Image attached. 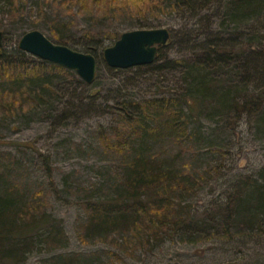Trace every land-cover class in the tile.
<instances>
[{"label": "trees", "instance_id": "trees-1", "mask_svg": "<svg viewBox=\"0 0 264 264\" xmlns=\"http://www.w3.org/2000/svg\"><path fill=\"white\" fill-rule=\"evenodd\" d=\"M213 1L62 0L60 7L77 8L81 17L117 18L125 13L142 30L152 27L139 20L146 21L147 15L166 14L171 9L190 13L194 18ZM9 3L14 8L17 6V0ZM12 15L16 14L12 12ZM224 16L236 24L264 20V0H225ZM168 31V43L158 47L156 59L148 67L160 61L162 50L170 46L172 32ZM209 33L202 38L195 30L185 37V43H193L190 57L165 60L155 67L156 72H181L179 90L172 88L170 95L149 99L130 98L111 107L115 125L100 132L98 140L115 168L109 171L108 179L101 186L94 187L93 192L86 190L80 202L85 219L77 225L76 237L81 244L108 242L125 252H133L176 234L186 237L184 242L191 244L212 239L229 242L237 237L264 234V166L254 177H238L224 200H214L198 216L185 205V198L200 189L203 175L181 160V155L193 151L189 147L192 137L209 139L204 129L191 128L193 121L200 126L202 118L207 117L217 124L214 128L217 130L219 126L232 129L238 121L247 118L257 135L264 138V35L260 36L263 42L253 48L248 43L253 44L259 31L254 32L255 36H248V43L243 42L246 36L240 32ZM120 35L106 32L99 40L85 33L82 53L94 58L99 56L98 68L103 62V41L108 40L111 46ZM51 36L56 45H80L63 40L55 32ZM4 42L3 37L0 120L5 122L26 115L47 96L55 97L52 73L68 71L48 62H29L17 46L7 51ZM255 80L259 87L250 92ZM175 148L177 153L173 154L171 151ZM7 155L10 156L0 153V169L4 171L12 162L8 158L10 162L2 165L5 160L2 157ZM3 179L0 178V260L7 261L6 264H23L25 253L34 242L32 236L41 228L45 230L43 237L47 246L66 245L60 223L45 211L43 191H29L19 182L5 185ZM98 192H103L102 196ZM41 236L37 234V238ZM113 236L120 240H111ZM48 262L107 264L95 254L58 256Z\"/></svg>", "mask_w": 264, "mask_h": 264}, {"label": "rangeland", "instance_id": "rangeland-1", "mask_svg": "<svg viewBox=\"0 0 264 264\" xmlns=\"http://www.w3.org/2000/svg\"><path fill=\"white\" fill-rule=\"evenodd\" d=\"M61 1L17 0L14 8L9 0H0V32L7 51L18 45L23 34L34 30L51 42L55 41L51 32L67 42L73 40L80 45L68 43L67 47L80 53L85 33L101 40L106 32L122 34L138 30L133 25L135 19L125 13L117 18L81 17L77 8L60 7ZM211 4L194 18L190 13L170 9L166 14L147 15L146 21L139 19L142 24H152L150 29L166 28L172 32L170 46L162 50L160 61L153 66L114 72L103 61L96 68L90 85L80 80L74 71L64 68L68 72L52 73L55 97L47 96L26 115L5 122L0 120V153L11 156L2 157L5 159L2 165L10 162L8 158L12 160L7 171L0 169V178H4L5 185L19 182L29 191H43L46 213L60 223L66 235V245L49 247L44 242L45 230L39 229L32 236L34 242L28 247L23 264H49L54 257L71 254H95L107 264H264V234L237 237L229 242L212 239L199 244L186 243V237L176 234L133 252H125L108 242L83 245L76 237L77 225L85 219L80 202L86 190L93 192L94 187L101 186L108 179L109 171L115 168L98 140L100 132L115 125L111 107L122 100L149 99L170 95L172 88L179 90L181 72H156L155 67L165 60L190 57L193 43H185L184 39L195 30L202 38L209 35V31L240 32L246 36L243 42L247 43L248 36H255L254 32L259 31L253 44H248L255 48L256 43L263 42L260 40L264 35L261 32L264 31L263 19L239 24L228 22L224 16L225 0ZM103 45L109 47L110 42L105 40ZM25 59L34 63L40 61L28 54ZM95 59L99 61V56ZM258 87L255 80L249 91ZM202 119L200 126L193 121L191 128L204 129L209 139L192 137L189 147L193 151L181 155V160L203 175L200 189L185 198V205L197 216L214 200H224L238 177H254L264 166V138L257 135L250 120L243 118L232 129L219 126L214 130L217 124L207 117ZM171 152L176 154L177 149ZM103 192L97 195L102 196ZM37 234L42 236L37 238ZM111 240L120 239L113 236ZM0 263L7 261L0 260Z\"/></svg>", "mask_w": 264, "mask_h": 264}, {"label": "water", "instance_id": "water-1", "mask_svg": "<svg viewBox=\"0 0 264 264\" xmlns=\"http://www.w3.org/2000/svg\"><path fill=\"white\" fill-rule=\"evenodd\" d=\"M169 37L166 28L124 32L113 45L103 50V61L108 68L116 70L151 65L156 59L158 47L166 46ZM2 38L3 34L0 32V49ZM17 47L40 61L74 71L87 85L92 84L95 79L96 60L92 55L56 45L36 30L23 34Z\"/></svg>", "mask_w": 264, "mask_h": 264}]
</instances>
